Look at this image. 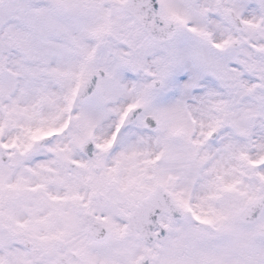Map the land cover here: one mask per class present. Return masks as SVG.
I'll return each instance as SVG.
<instances>
[{
    "label": "snow or ice",
    "instance_id": "1",
    "mask_svg": "<svg viewBox=\"0 0 264 264\" xmlns=\"http://www.w3.org/2000/svg\"><path fill=\"white\" fill-rule=\"evenodd\" d=\"M0 264H264V0H0Z\"/></svg>",
    "mask_w": 264,
    "mask_h": 264
}]
</instances>
